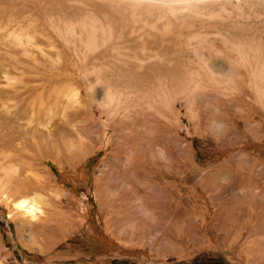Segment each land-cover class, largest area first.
<instances>
[{
    "label": "rangeland",
    "instance_id": "rangeland-1",
    "mask_svg": "<svg viewBox=\"0 0 264 264\" xmlns=\"http://www.w3.org/2000/svg\"><path fill=\"white\" fill-rule=\"evenodd\" d=\"M0 264H264V0H0Z\"/></svg>",
    "mask_w": 264,
    "mask_h": 264
},
{
    "label": "trees",
    "instance_id": "trees-1",
    "mask_svg": "<svg viewBox=\"0 0 264 264\" xmlns=\"http://www.w3.org/2000/svg\"><path fill=\"white\" fill-rule=\"evenodd\" d=\"M195 150H196L195 159L201 165H207L208 163L213 161L211 157H214L215 155H216L215 160H219L227 153V151H217V152L215 151L210 153V156H206L204 150H202L198 144L195 146Z\"/></svg>",
    "mask_w": 264,
    "mask_h": 264
},
{
    "label": "bare ground",
    "instance_id": "bare-ground-1",
    "mask_svg": "<svg viewBox=\"0 0 264 264\" xmlns=\"http://www.w3.org/2000/svg\"><path fill=\"white\" fill-rule=\"evenodd\" d=\"M155 133V132H154ZM152 147V146H151ZM155 149H156V147H155ZM134 151H139V149H138V146L136 145L135 146V150ZM141 152H144L143 150H141ZM149 153L151 154V155H154V159H156V158H160V156L162 157L163 156V152L162 151H154V149L153 148H150L149 149ZM149 154V155H150ZM163 158H165V159H168V158H166V157H163ZM164 160V159H163ZM170 164V163H169ZM18 205H19V207H21V208H25L24 210L27 212L28 211V213H33V211H35V209H36V206H35V202H33V201H27L26 199H22V200H20L19 202H18Z\"/></svg>",
    "mask_w": 264,
    "mask_h": 264
}]
</instances>
